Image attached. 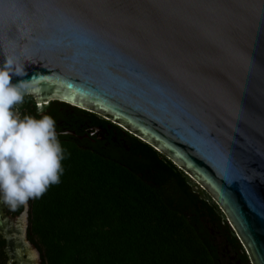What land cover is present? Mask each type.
I'll return each instance as SVG.
<instances>
[{"label": "water", "instance_id": "95a60500", "mask_svg": "<svg viewBox=\"0 0 264 264\" xmlns=\"http://www.w3.org/2000/svg\"><path fill=\"white\" fill-rule=\"evenodd\" d=\"M18 2L28 7L21 10L15 26L0 24V63L7 56L25 65L28 75L11 81L30 78L35 94L25 98L40 107L56 101L94 113L152 146L219 206L250 263L264 264V17L253 15L238 26L237 53L254 71L216 70L209 86L178 100V107L151 111L113 100L46 55L48 41L35 20L104 27L118 37L115 47L120 50L164 53L174 38L156 19L162 0ZM34 5L55 7L37 10ZM251 7L264 8V3L254 0ZM59 118L56 127L71 130ZM78 135L93 139L97 134ZM2 203L0 213L8 205ZM29 210L26 202L20 214L0 224L8 264H43L39 248L28 237Z\"/></svg>", "mask_w": 264, "mask_h": 264}, {"label": "trees", "instance_id": "16d2710c", "mask_svg": "<svg viewBox=\"0 0 264 264\" xmlns=\"http://www.w3.org/2000/svg\"><path fill=\"white\" fill-rule=\"evenodd\" d=\"M48 105L99 140L58 137L60 182L29 210L43 264H230L233 254L250 264L219 206L172 161L94 113ZM25 106L39 115L35 103Z\"/></svg>", "mask_w": 264, "mask_h": 264}, {"label": "clouds", "instance_id": "9594fccd", "mask_svg": "<svg viewBox=\"0 0 264 264\" xmlns=\"http://www.w3.org/2000/svg\"><path fill=\"white\" fill-rule=\"evenodd\" d=\"M254 0H162L156 19L174 38L164 53L123 51L118 37L104 27L62 24L36 18L47 38L45 54L59 60L69 73L86 77L113 100L130 108L163 111L211 83L216 70L249 69L237 53L238 26L253 15L264 17ZM264 3V0H261ZM18 0H0V24L15 26ZM54 8L55 5H34ZM26 67L5 56L0 63V202L15 208L39 198L60 182L64 150L55 119L22 115L19 105L34 95ZM38 113L43 108L38 105Z\"/></svg>", "mask_w": 264, "mask_h": 264}, {"label": "flooded vegetation", "instance_id": "af4514ba", "mask_svg": "<svg viewBox=\"0 0 264 264\" xmlns=\"http://www.w3.org/2000/svg\"><path fill=\"white\" fill-rule=\"evenodd\" d=\"M25 103H35V110H36V112H38V110H37L38 104L33 99H32V101H30V100L25 98L24 102H23V105L21 107H19L20 112H21L22 115H29V113H30L28 108H26ZM42 108H43V113H39V115L37 117L35 116L36 118H39L41 114H47V115L51 114L50 113L51 112V107H49L48 104L47 105H42ZM57 111H59L60 113L59 114L50 115L55 120L60 117V114L62 112V107H60L59 110H57ZM67 118H68V120H66V117L64 119L67 124L64 122L63 119H62L61 122H64V124H66V127L70 128L71 130H65L66 128L61 126V125L57 126L56 127V131H57L58 137H62V138H65V139H73V140H76V141L85 140V138L80 137V135H78V133L76 132V130H77L75 128L76 123H77L76 118L73 117V116L67 117ZM59 119H61V117ZM91 140L96 142L99 139L96 138V139H91ZM31 200H32V198H30L27 201V202H29V206H30ZM22 210H23V204H19L15 208H13V207H11L9 205H6L2 209V213H0V224L5 222L6 217H14V216L20 214ZM5 246H6V241L3 238V236L0 234V264H8V257H7V255H6L5 251H4ZM231 260H232L233 263H230V264H245L243 261H241V259L236 254L232 255ZM249 262H250V260H249Z\"/></svg>", "mask_w": 264, "mask_h": 264}, {"label": "rangeland", "instance_id": "374dc122", "mask_svg": "<svg viewBox=\"0 0 264 264\" xmlns=\"http://www.w3.org/2000/svg\"><path fill=\"white\" fill-rule=\"evenodd\" d=\"M41 108H42V106H41Z\"/></svg>", "mask_w": 264, "mask_h": 264}, {"label": "bare ground", "instance_id": "6f19581e", "mask_svg": "<svg viewBox=\"0 0 264 264\" xmlns=\"http://www.w3.org/2000/svg\"><path fill=\"white\" fill-rule=\"evenodd\" d=\"M42 106V105H41Z\"/></svg>", "mask_w": 264, "mask_h": 264}]
</instances>
